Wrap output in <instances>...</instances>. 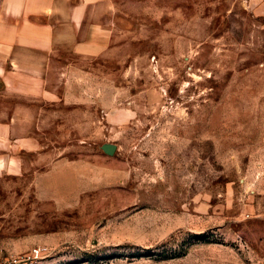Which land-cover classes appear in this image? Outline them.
<instances>
[{"label": "rangeland", "instance_id": "obj_1", "mask_svg": "<svg viewBox=\"0 0 264 264\" xmlns=\"http://www.w3.org/2000/svg\"><path fill=\"white\" fill-rule=\"evenodd\" d=\"M116 1L91 118L0 168V264H264V0Z\"/></svg>", "mask_w": 264, "mask_h": 264}, {"label": "crops", "instance_id": "obj_2", "mask_svg": "<svg viewBox=\"0 0 264 264\" xmlns=\"http://www.w3.org/2000/svg\"><path fill=\"white\" fill-rule=\"evenodd\" d=\"M123 9L116 0H0L1 169L33 167L64 145L66 123L91 118L90 81L123 37Z\"/></svg>", "mask_w": 264, "mask_h": 264}, {"label": "water", "instance_id": "obj_3", "mask_svg": "<svg viewBox=\"0 0 264 264\" xmlns=\"http://www.w3.org/2000/svg\"><path fill=\"white\" fill-rule=\"evenodd\" d=\"M105 150L109 153L113 152V147H106Z\"/></svg>", "mask_w": 264, "mask_h": 264}]
</instances>
